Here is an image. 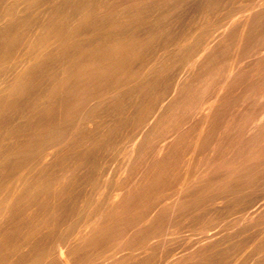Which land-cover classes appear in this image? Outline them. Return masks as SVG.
<instances>
[{
    "label": "bare ground",
    "instance_id": "6f19581e",
    "mask_svg": "<svg viewBox=\"0 0 264 264\" xmlns=\"http://www.w3.org/2000/svg\"><path fill=\"white\" fill-rule=\"evenodd\" d=\"M67 257L264 264V0H0V264Z\"/></svg>",
    "mask_w": 264,
    "mask_h": 264
},
{
    "label": "rangeland",
    "instance_id": "374dc122",
    "mask_svg": "<svg viewBox=\"0 0 264 264\" xmlns=\"http://www.w3.org/2000/svg\"><path fill=\"white\" fill-rule=\"evenodd\" d=\"M197 4V2L196 3H194L193 4V6L194 5H196ZM46 17H47V15H46ZM113 165V166H112ZM113 167V168H112ZM124 171V167L123 168H121V165L118 163V162H113V163H111L110 164V168L107 170V172L105 173V177H104V179L105 178H107V177H111V178H117V176H119V175H121L122 174V172ZM110 172V173H109ZM107 173H109V174H107ZM230 219H232V218H230ZM229 221V220H228ZM226 223H227V221H225ZM225 222H223L224 224H225ZM185 232V233H184ZM184 233V234H183ZM193 234V235H191V234ZM187 234H189V235H187ZM178 236H179V238H184V236L185 237H189V238H191V239H196L197 237H198V232H194V231H190V230H188V229H186V230H184L183 232H181V233H179V234H177ZM176 235V236H177ZM197 235V236H196ZM181 236V237H180ZM193 237V238H192ZM131 254H122L121 256H123L121 259L122 260H126V259H129L131 256H130ZM136 254H134V256H135ZM151 255V254H150ZM120 256V257H121ZM128 256V257H127ZM66 260V262L68 263V264H83V263H75L74 262V260H70L68 257L65 259Z\"/></svg>",
    "mask_w": 264,
    "mask_h": 264
}]
</instances>
